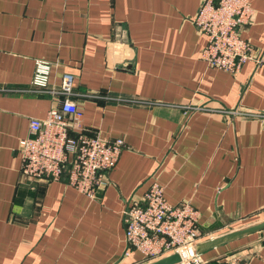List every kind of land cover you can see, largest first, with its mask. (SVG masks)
<instances>
[{
  "label": "crops",
  "instance_id": "crops-1",
  "mask_svg": "<svg viewBox=\"0 0 264 264\" xmlns=\"http://www.w3.org/2000/svg\"><path fill=\"white\" fill-rule=\"evenodd\" d=\"M202 0H0V264H146L124 257L122 211L153 181L173 206L200 212L204 264L241 252L264 264V65L236 76L200 59L193 25ZM241 35L264 50V0ZM35 60L49 85L73 76L80 128L124 146L90 199L58 182L28 183L19 141L61 96L32 89Z\"/></svg>",
  "mask_w": 264,
  "mask_h": 264
},
{
  "label": "built area",
  "instance_id": "built-area-1",
  "mask_svg": "<svg viewBox=\"0 0 264 264\" xmlns=\"http://www.w3.org/2000/svg\"><path fill=\"white\" fill-rule=\"evenodd\" d=\"M68 1V0H66ZM254 10L248 0H202L193 19L197 31L206 37L200 59L208 67L236 76L241 67L252 62L264 65V50L254 48L241 35ZM32 89L60 95L58 107L41 120H29V135L19 141L20 174L28 183L58 182L87 198H95L107 184L111 170L124 146L120 138L108 140L80 128V110L70 100L73 76L65 73L58 88L49 85L52 65L35 60ZM125 249L123 256L137 251L147 264L175 253H185L179 264H204L193 249L200 241V212L186 200L173 206L163 187L153 181L142 194H132L122 211ZM217 264H250L241 252H231Z\"/></svg>",
  "mask_w": 264,
  "mask_h": 264
},
{
  "label": "water",
  "instance_id": "water-1",
  "mask_svg": "<svg viewBox=\"0 0 264 264\" xmlns=\"http://www.w3.org/2000/svg\"><path fill=\"white\" fill-rule=\"evenodd\" d=\"M262 230H264V222H261V223H258V224H255V225H252V226H249V227L228 233V234L221 236L219 238H216L213 241H210L209 245L210 246L218 245V244L223 243L225 241H229V240L241 237L243 235H247V234L254 233V232H259ZM193 253H195V254L200 253V249L198 248V246H196L193 249ZM184 258H185V253L180 252V253H175V254H172L170 256L161 258V259L153 261V262H149L147 264H179V262L181 260H183Z\"/></svg>",
  "mask_w": 264,
  "mask_h": 264
}]
</instances>
